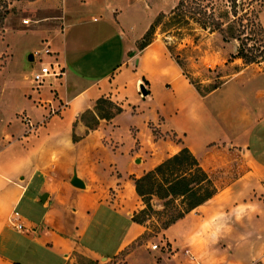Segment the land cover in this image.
Instances as JSON below:
<instances>
[{"label":"crops","instance_id":"obj_1","mask_svg":"<svg viewBox=\"0 0 264 264\" xmlns=\"http://www.w3.org/2000/svg\"><path fill=\"white\" fill-rule=\"evenodd\" d=\"M79 1L65 11L63 47L50 39L26 50L64 75L33 92L39 108L27 89L17 110L0 115V264H68L74 253L107 262L127 251L145 232L132 221L143 208L133 179L182 147L218 191L163 230L171 251L139 246L127 264H264V62L241 64L201 93L163 40L139 48L166 11L145 0ZM101 97L122 111L89 129L81 115ZM21 110L38 122L28 131L13 122Z\"/></svg>","mask_w":264,"mask_h":264},{"label":"rangeland","instance_id":"obj_2","mask_svg":"<svg viewBox=\"0 0 264 264\" xmlns=\"http://www.w3.org/2000/svg\"><path fill=\"white\" fill-rule=\"evenodd\" d=\"M178 1H143L166 11L159 12L165 15L162 18L158 16V19L155 18L147 38L155 36L163 40L171 57L179 63L183 73L201 93H207L212 87L218 86L241 64H250L236 56L238 47L242 46V43H247L246 47L250 50L245 51L249 57L255 59L252 63L264 62V0H193L192 7H195L194 1H198L201 5L199 8L202 9L201 13L190 14L183 11L184 13L180 15L171 16V11ZM79 2V0H0V66L4 65L9 57V50L5 49L4 52V48H7V45L12 47V55L0 72L2 117L11 115L21 106V95L27 89L26 97L31 101V107L39 108L42 104L32 99L35 91L28 79L32 69L37 67V60L29 61V53L27 54L26 50L41 49L50 39L52 45L63 47L65 38L60 33L64 27L65 11L76 9ZM203 10L213 12L215 19L222 23L221 29L210 26L203 16ZM233 10L237 12L235 16L232 15ZM25 19L29 21L28 24H24ZM71 33L68 32L66 39H71L69 36ZM216 100L217 96H214L208 103L214 104ZM24 115H28L25 110L16 112L13 122L21 123L24 130L28 131L31 127L23 123ZM82 115L86 121L94 122L91 115L85 113ZM30 120L33 125L38 123L32 118ZM231 177V174L222 175L220 185L226 184ZM213 178L217 184L214 175ZM150 204L151 210L149 208L144 213L138 214V217L144 220L145 232L127 251L107 262L88 261L80 254L74 253L68 264H127L126 255L130 250L139 246L143 249H152L153 244H157L154 250H159L161 253L171 251L159 224L175 212L172 204L176 205V202L167 204V200L152 196ZM174 249L184 250L182 237L175 244Z\"/></svg>","mask_w":264,"mask_h":264},{"label":"trees","instance_id":"obj_3","mask_svg":"<svg viewBox=\"0 0 264 264\" xmlns=\"http://www.w3.org/2000/svg\"><path fill=\"white\" fill-rule=\"evenodd\" d=\"M192 2L193 0H179L172 9L171 16L180 15L184 13L183 11H187L190 14L201 13L202 9H199L201 8L200 3L194 1L195 7H192ZM236 14L237 12L233 10L232 15L235 16ZM164 15V13H160L158 17L162 18ZM203 16H205L211 27L221 29L222 23L215 19L213 12L204 11ZM152 28L153 24H151L143 40L139 43V48H143L151 41L152 37L147 38V35ZM246 46L247 43H242V46L238 47L236 56L242 58L246 63L255 62L253 57L247 55L245 50L249 51L250 49ZM215 88L217 86L212 87L207 93ZM121 111L122 108L115 102L109 98L101 97L96 100L93 110L85 112V114L93 117L94 122L86 121L83 118L84 115H81V119L89 129H95L100 119L109 120ZM77 140V136L73 135V141ZM134 186L144 207L133 213L132 221L144 227V220L139 218L138 214L144 213L149 208L151 210L150 197L155 196L158 199L167 200V204L176 202V205L172 204L175 212L159 224V228L162 230H165L186 213L213 197L218 191V186L213 176L201 165L199 159L187 147H182L177 153L166 158L152 170L138 178H134ZM88 261L93 260L88 259Z\"/></svg>","mask_w":264,"mask_h":264},{"label":"built area","instance_id":"obj_4","mask_svg":"<svg viewBox=\"0 0 264 264\" xmlns=\"http://www.w3.org/2000/svg\"><path fill=\"white\" fill-rule=\"evenodd\" d=\"M28 22L29 21L27 19L24 20V24H28ZM44 53L47 55L51 54V52L47 48L44 49ZM39 61H40L39 66L37 68H33L30 74V83L32 85L33 91L35 92H38L39 89L43 87V85H45L50 80L59 79L64 75V68L60 65L59 62L52 60L50 61L39 60ZM22 121L25 125L30 126L31 127L30 129L33 128V124L30 120V117H28V115L22 116ZM10 221L11 224L15 226L17 229L21 228V225L14 222L12 218L10 219ZM151 248L156 249L157 244H153Z\"/></svg>","mask_w":264,"mask_h":264},{"label":"water","instance_id":"obj_5","mask_svg":"<svg viewBox=\"0 0 264 264\" xmlns=\"http://www.w3.org/2000/svg\"><path fill=\"white\" fill-rule=\"evenodd\" d=\"M28 59H29V60H32V59H33V55H32V54H29ZM141 92H142L143 94H146V91L144 90L143 87H141ZM71 183H72L73 185L77 186V187H82V186H83V183H82L79 179H77L76 177H73V178H72Z\"/></svg>","mask_w":264,"mask_h":264}]
</instances>
